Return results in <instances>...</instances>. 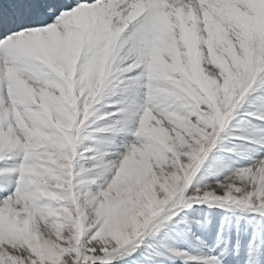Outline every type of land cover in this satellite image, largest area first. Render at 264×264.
Segmentation results:
<instances>
[{"label":"snow or ice","instance_id":"obj_1","mask_svg":"<svg viewBox=\"0 0 264 264\" xmlns=\"http://www.w3.org/2000/svg\"><path fill=\"white\" fill-rule=\"evenodd\" d=\"M0 264H264V0H0Z\"/></svg>","mask_w":264,"mask_h":264}]
</instances>
